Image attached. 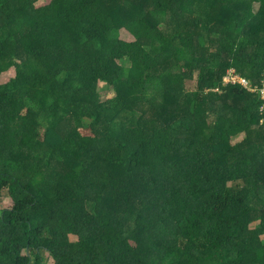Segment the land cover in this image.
<instances>
[{
  "label": "trees",
  "instance_id": "obj_1",
  "mask_svg": "<svg viewBox=\"0 0 264 264\" xmlns=\"http://www.w3.org/2000/svg\"><path fill=\"white\" fill-rule=\"evenodd\" d=\"M10 71L0 264H264V0H0Z\"/></svg>",
  "mask_w": 264,
  "mask_h": 264
},
{
  "label": "rangeland",
  "instance_id": "obj_2",
  "mask_svg": "<svg viewBox=\"0 0 264 264\" xmlns=\"http://www.w3.org/2000/svg\"><path fill=\"white\" fill-rule=\"evenodd\" d=\"M254 9L258 11L260 9L261 4L260 3H255L253 4ZM119 37L120 39L127 41V42H133L135 41V37L131 32H129L127 29L124 27H121L119 30ZM232 72V71H231ZM231 74V73H230ZM227 73L224 77L225 80H228L231 75ZM15 72L10 71L8 74H6L4 77L1 78L0 83H5L8 81L10 78L14 77ZM197 81V76L194 78L189 79V81L186 82V90L188 91H195L196 90V82ZM100 91H101V97L103 101H107L110 99H113L116 97V93L112 88H109L107 85L104 83H100ZM244 139V135H241L237 138L234 139L233 143L240 142ZM9 197L7 192L4 193L3 197L0 199V214L4 208H6L9 204Z\"/></svg>",
  "mask_w": 264,
  "mask_h": 264
},
{
  "label": "built area",
  "instance_id": "obj_3",
  "mask_svg": "<svg viewBox=\"0 0 264 264\" xmlns=\"http://www.w3.org/2000/svg\"><path fill=\"white\" fill-rule=\"evenodd\" d=\"M226 81L227 82L232 81L233 83H235L236 81H238V82H241L242 84H244L245 86H247V81L244 78H240V77L233 76V75H231V77L228 80H226Z\"/></svg>",
  "mask_w": 264,
  "mask_h": 264
}]
</instances>
